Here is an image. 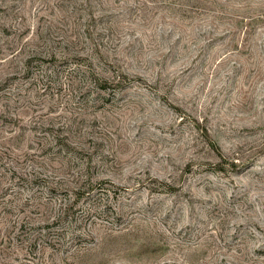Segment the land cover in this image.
I'll return each mask as SVG.
<instances>
[{"label": "rangeland", "instance_id": "rangeland-1", "mask_svg": "<svg viewBox=\"0 0 264 264\" xmlns=\"http://www.w3.org/2000/svg\"><path fill=\"white\" fill-rule=\"evenodd\" d=\"M0 264H264V0H0Z\"/></svg>", "mask_w": 264, "mask_h": 264}]
</instances>
